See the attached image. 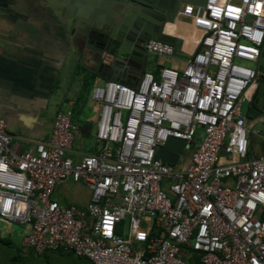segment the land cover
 <instances>
[{"label": "built area", "instance_id": "obj_1", "mask_svg": "<svg viewBox=\"0 0 264 264\" xmlns=\"http://www.w3.org/2000/svg\"><path fill=\"white\" fill-rule=\"evenodd\" d=\"M201 1L177 11L199 33L181 69L146 71L137 87H92L95 152L73 150L71 110L30 151L0 118V234L23 228L21 246L33 253L91 264H264V145L250 156L241 112L264 44V0ZM144 49L175 58L155 39ZM200 128L186 161L154 160L168 138L189 143ZM69 182L88 192L85 205L64 201Z\"/></svg>", "mask_w": 264, "mask_h": 264}, {"label": "crops", "instance_id": "obj_2", "mask_svg": "<svg viewBox=\"0 0 264 264\" xmlns=\"http://www.w3.org/2000/svg\"><path fill=\"white\" fill-rule=\"evenodd\" d=\"M86 5L78 0H0V118L6 122L20 152L33 150L40 140L47 141L56 113L73 109L78 128L73 150L80 154L97 150L95 141L84 150L85 139L91 133L89 109L95 105L90 100L92 88L84 105L76 107L75 103L86 76H95L93 86L106 80L95 52L82 44L75 30L72 15L85 10ZM164 32L181 40L182 54L190 55L196 48L199 33L189 19L176 15ZM181 59L148 54L147 72L155 74L161 66L181 69ZM114 79L122 83L116 76ZM252 90L253 87L246 95L250 96ZM249 138V154L257 157L264 139L256 135L253 140L251 133ZM68 188L64 201L73 203L67 200ZM15 252L24 263L36 258L40 264L65 259L89 264L86 259L65 253L35 255L22 246Z\"/></svg>", "mask_w": 264, "mask_h": 264}, {"label": "water", "instance_id": "obj_3", "mask_svg": "<svg viewBox=\"0 0 264 264\" xmlns=\"http://www.w3.org/2000/svg\"><path fill=\"white\" fill-rule=\"evenodd\" d=\"M87 3L86 9L74 12L76 33L85 47L92 49L100 67L105 69L102 76L114 81V76L122 83L137 87L142 75L147 71L148 53L144 44L150 39L173 46V55L191 59L198 51L197 46L190 55L180 51L181 40L167 35L164 31L171 25L181 5L191 3L201 5V0H78ZM83 5V4H81ZM257 76L250 96L246 93L242 100V115L251 123L250 131L264 139V44L258 63ZM203 129L197 132L193 141L168 138L154 156L155 161L167 165H179L186 161L198 146ZM252 141H250V145ZM222 153V152H221Z\"/></svg>", "mask_w": 264, "mask_h": 264}, {"label": "rangeland", "instance_id": "obj_4", "mask_svg": "<svg viewBox=\"0 0 264 264\" xmlns=\"http://www.w3.org/2000/svg\"><path fill=\"white\" fill-rule=\"evenodd\" d=\"M251 68H255L253 64H249ZM179 70V69H177ZM97 105H94V109H89L91 114V133L90 136L85 139V151L88 150L89 145L94 144L95 138L93 136L94 131V122L96 118ZM255 135L251 133V138L254 140ZM68 192H67V200L73 202L74 204H86L89 200V195H87V192L84 190L81 184H72L69 182L68 184ZM12 231L11 235L5 234L3 236L4 239H6L12 246V248H7L6 246L0 245V260L1 259H7L9 257H13L15 255V250L21 247V235L23 233V228H9ZM125 231V226L121 228V232ZM17 254V253H16ZM23 264H40L38 260L35 259H27L24 263V260L22 261ZM51 264H80L78 262H71V260H57L52 261Z\"/></svg>", "mask_w": 264, "mask_h": 264}, {"label": "trees", "instance_id": "obj_5", "mask_svg": "<svg viewBox=\"0 0 264 264\" xmlns=\"http://www.w3.org/2000/svg\"><path fill=\"white\" fill-rule=\"evenodd\" d=\"M94 80H95V76H93V75H89V76H86L84 78L83 85L80 89V92H79L77 99H76V102H75L76 107H78L79 104L84 105L86 103L87 98H88V93L93 86ZM75 114H76L75 110L73 109V111H72V122L73 123H74V119H75ZM0 245L6 246L7 248H12L11 244L6 239L1 238V237H0ZM30 252L33 253L31 250H30ZM57 253L62 254L63 252H57ZM33 254H35V253H33ZM35 255H37V254H35ZM43 255H45V254H43ZM68 255H71V254H68ZM87 262L89 264H91L88 260H87ZM0 264H23L22 263V257L15 253V255L13 257H9L7 259H1Z\"/></svg>", "mask_w": 264, "mask_h": 264}, {"label": "flooded vegetation", "instance_id": "obj_6", "mask_svg": "<svg viewBox=\"0 0 264 264\" xmlns=\"http://www.w3.org/2000/svg\"><path fill=\"white\" fill-rule=\"evenodd\" d=\"M175 3H176V0H171L172 6L175 5ZM261 52H262V49H261Z\"/></svg>", "mask_w": 264, "mask_h": 264}]
</instances>
